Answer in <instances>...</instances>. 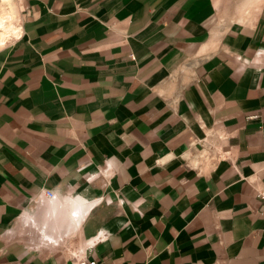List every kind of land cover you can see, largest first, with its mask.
I'll return each instance as SVG.
<instances>
[{"label": "crops", "instance_id": "obj_1", "mask_svg": "<svg viewBox=\"0 0 264 264\" xmlns=\"http://www.w3.org/2000/svg\"><path fill=\"white\" fill-rule=\"evenodd\" d=\"M224 1L11 0L0 264H264V6ZM210 129L230 158L199 172Z\"/></svg>", "mask_w": 264, "mask_h": 264}, {"label": "built area", "instance_id": "obj_2", "mask_svg": "<svg viewBox=\"0 0 264 264\" xmlns=\"http://www.w3.org/2000/svg\"><path fill=\"white\" fill-rule=\"evenodd\" d=\"M24 0H16L18 4H22ZM257 115H252L249 118H256ZM228 139V135L225 132L215 131L213 129L208 130L204 136L200 139H193L190 142V146L195 144H200V150L195 155L189 156L186 159V165L191 167L199 172L203 170L204 167L215 164L221 159L230 158V149L225 146V142ZM256 196L264 203V184L256 187ZM48 199L55 200L56 196L50 191H45L38 200V206L44 207L48 204ZM101 201V198L96 200L98 203ZM27 225V223H24ZM73 259L72 264H102L100 261L95 258L87 257L83 251L78 253L71 254Z\"/></svg>", "mask_w": 264, "mask_h": 264}, {"label": "rangeland", "instance_id": "obj_3", "mask_svg": "<svg viewBox=\"0 0 264 264\" xmlns=\"http://www.w3.org/2000/svg\"><path fill=\"white\" fill-rule=\"evenodd\" d=\"M224 3L226 5L225 14L227 15V19L229 21H234L242 15H253L264 6V0H225ZM16 21L17 19L14 15L12 23H17ZM27 232L28 231L24 229L22 233L25 234L26 237H28V235L26 234ZM32 234L36 236L37 232L32 230Z\"/></svg>", "mask_w": 264, "mask_h": 264}, {"label": "clouds", "instance_id": "obj_4", "mask_svg": "<svg viewBox=\"0 0 264 264\" xmlns=\"http://www.w3.org/2000/svg\"><path fill=\"white\" fill-rule=\"evenodd\" d=\"M14 19L13 4L11 0H3L0 3V28L4 29V33L0 36V46L6 45L13 34L10 27ZM2 50V48H0Z\"/></svg>", "mask_w": 264, "mask_h": 264}, {"label": "bare ground", "instance_id": "obj_5", "mask_svg": "<svg viewBox=\"0 0 264 264\" xmlns=\"http://www.w3.org/2000/svg\"><path fill=\"white\" fill-rule=\"evenodd\" d=\"M1 29L4 31V29H3V28H1ZM78 203H79V202H78ZM75 205H76V207H78V208H79V205H78V204H76V203H75ZM77 205H78V206H77ZM78 210H79V209H78ZM76 211H77V210H76ZM44 228H46V226H44V227H43V229H44Z\"/></svg>", "mask_w": 264, "mask_h": 264}]
</instances>
